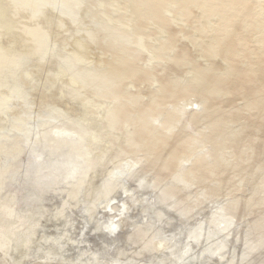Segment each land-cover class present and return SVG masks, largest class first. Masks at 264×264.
<instances>
[{"label": "rangeland", "instance_id": "rangeland-1", "mask_svg": "<svg viewBox=\"0 0 264 264\" xmlns=\"http://www.w3.org/2000/svg\"><path fill=\"white\" fill-rule=\"evenodd\" d=\"M2 1L1 14L11 27L0 29V43L3 46L16 52L27 51L30 47L28 37L21 34L13 37V30L19 31L21 27L33 23L41 27L49 39L45 58L39 60L37 56L32 57L23 70V73H29V113L34 118L52 107L69 110V120L65 121L83 130L82 137L92 156V167L79 186L57 184L45 191L39 200H33L25 191L33 179L31 154L25 151L17 158L10 168L14 175L7 178L0 188V210L11 208L13 211L10 232L29 226L35 219L39 221L26 245H18L12 239L8 253L0 252V264H264V194L259 188V181H264V174H256L248 185L247 189L250 190L241 193L236 188L237 182L232 173L222 172L227 189L238 198L231 212L237 217L248 216L251 219L252 233L256 234L255 237H261L257 242L249 238L244 224L237 225L233 217L220 212L221 208L216 204L208 203V209L201 211L184 206L158 185L150 183L137 169H131L132 163L128 164L130 170L122 178L110 180L115 166L126 162L108 160V145L96 134L95 128L101 121L100 112L106 105L86 97V103L88 100L93 102L97 110L92 111L87 104L83 120H80L76 118V113L82 110V103L71 95L73 90L69 78L64 76L67 79L64 87H61L64 77L56 85V76L54 85H45L43 82L42 74H55L59 68H63L62 60L71 56L75 62H80L82 54L77 42L81 41L80 35L89 33L87 28L60 15L46 5V0L38 3L40 17L33 23L27 10L17 11ZM170 1L159 0L160 3ZM202 6L205 5L198 1V7ZM185 17L189 18V13ZM213 17L217 18V15ZM248 45L251 55L261 59L259 76L264 78V36H253ZM258 51L262 53L259 55ZM192 104V100L183 103V109ZM24 111L23 102L16 100L7 116L23 115ZM244 120L248 128L241 144L252 146L256 158L264 166V118L244 115ZM5 127V116L0 115V130ZM142 137L146 139L148 151L158 156L166 155L171 157L169 159H175L180 154L168 136L143 134ZM3 161L4 155L1 154L0 162ZM50 161V158H45L43 165ZM168 175L163 173L165 178ZM154 197L168 208L166 216H157L152 204ZM19 216L24 217L19 219ZM214 219H220L224 223L223 227L231 228L225 227L227 229L223 228V232H220L219 227L212 223ZM206 224H210L211 230L220 234L195 242L194 233ZM225 238L236 247L232 253L219 251L220 241ZM189 246L192 250L179 263L184 249ZM241 255L245 256V261L238 263L237 258Z\"/></svg>", "mask_w": 264, "mask_h": 264}, {"label": "water", "instance_id": "water-1", "mask_svg": "<svg viewBox=\"0 0 264 264\" xmlns=\"http://www.w3.org/2000/svg\"><path fill=\"white\" fill-rule=\"evenodd\" d=\"M66 1L75 3L74 16L89 32L83 56L90 65L81 92L104 103L112 127L121 129L119 137L108 138L116 156L184 206L201 211L217 203L220 212L244 224L250 239L261 240L248 216L231 212L238 198L222 178L223 171L232 173L243 193L256 174H264L255 149L241 144L248 128L244 115L264 118L261 59H246L214 41L223 24L193 0H172L159 12L149 0ZM186 9L189 18L182 15ZM112 48L137 63L140 72L108 75ZM143 134L168 136L180 155L156 158ZM259 188L264 194L263 180Z\"/></svg>", "mask_w": 264, "mask_h": 264}, {"label": "bare ground", "instance_id": "bare-ground-1", "mask_svg": "<svg viewBox=\"0 0 264 264\" xmlns=\"http://www.w3.org/2000/svg\"><path fill=\"white\" fill-rule=\"evenodd\" d=\"M4 1L17 11L27 10L30 13L29 17L32 23L40 17V12L37 9L40 0ZM149 1L153 4L154 9L158 11H163L169 6L167 2L160 3L159 0ZM198 1H201L205 5L202 8H206L204 11L206 14L211 16L217 15L218 24H223L221 32L220 29L216 30V42L230 45V52L233 54L238 55L239 52H242L246 59H252L248 41L253 36H264V0H193L197 5ZM65 2L67 1L46 0V5L50 6V8L52 7L60 15L68 17L73 23L80 24L78 18L74 16L77 11L75 3L65 4ZM3 4V1L0 0V29L3 27L10 29L11 27L8 25L7 18L1 14ZM174 9L176 8L174 7ZM187 14L188 10L182 13L184 16ZM40 28L37 24L33 23L21 27L19 31L13 30V37H17L19 34L28 37L30 47L27 51L16 52L0 43V115H4L6 121V127L0 130V155H4V161L0 162V188L7 178L14 175V172H11L10 168L15 164L17 158L23 152L28 151L31 154L33 179L28 183L25 191L33 200H39L45 191L52 189L57 184H64L68 187L72 185L79 186L82 184L88 170L92 167V156L88 152L86 140L82 137L83 130L74 127L79 131L75 132L69 128V124L65 121L69 120L67 117L70 113L69 110L52 107L47 112L39 114L34 118H32L28 111L27 86L29 73L27 71L23 73V70L32 57L37 56L41 60L48 53L49 39ZM224 34L227 38H225ZM79 39L81 41H78L77 45L82 54V56L79 55V63L75 62L70 56L68 57L70 60L68 58L64 61L62 60L63 68H59V71L55 72V74L45 75L44 73L42 75L45 85L46 83L54 85V76H56L57 80L55 85L59 84L58 81L62 77L67 76L69 78L73 90L71 95H74L76 97L75 99L82 103L83 107L81 111L76 113V118L83 120L85 106L88 104L92 111H96L97 105H94L89 100L86 103V97L89 96H85L81 92V81L84 82L83 76L87 71L86 67L90 65L87 60L88 58L83 56V48L89 40V33L80 35ZM137 42L139 41L137 40ZM112 52L113 56L108 63V75L125 78L140 72L138 64L124 57V52L121 53L116 48H112ZM221 52L222 50L220 49ZM63 81H65L64 84ZM261 81L264 84V78H261ZM66 84L67 79L64 77L61 79V87L66 86ZM16 100L23 102V107L25 108L23 115L15 117L7 116L13 102ZM103 109L100 112L101 121L98 127L95 128L96 134L99 138H103L102 140L108 145V160L126 162V164L115 166L111 172L110 180L115 181L122 178L130 170L128 164L132 162L116 156V152L109 143L108 138L110 134L119 137L121 135V129L116 127L114 129L112 127L109 115L107 116L105 109ZM148 152L152 153L156 158H171L166 155L158 156L152 151ZM45 158L51 159L47 165H43ZM131 169H135L133 163ZM204 201L206 205L208 199L206 198ZM152 204L159 218L166 216L168 208L162 206L155 197ZM214 204L218 206L217 203ZM206 208L208 209V207ZM218 208L220 207L218 206ZM226 216L232 217V215L228 214ZM23 217L19 216L18 218L23 219ZM13 219V211L11 208H6L3 211L0 210V252L2 254L8 253L12 239H15L18 245H26L39 221L35 219L29 226H25L17 232H10L9 227ZM213 221L212 223H215L219 227L220 232H223V228L227 227H223L224 223L220 219H214ZM234 222L236 221L234 220ZM228 223L230 222L226 224ZM227 228L229 229L231 226ZM217 232L211 230L210 224H206L194 233L193 239L195 242H199L206 237L219 235L220 232ZM234 248H236L234 244L227 238L220 241L219 251L225 250L228 253H232ZM191 250L190 246L186 247L182 254L183 258L178 262L182 263L184 256L190 253ZM195 259L197 260L198 256ZM237 259L238 263H242L245 261V256L241 255Z\"/></svg>", "mask_w": 264, "mask_h": 264}]
</instances>
